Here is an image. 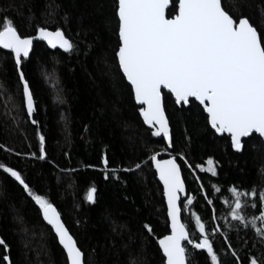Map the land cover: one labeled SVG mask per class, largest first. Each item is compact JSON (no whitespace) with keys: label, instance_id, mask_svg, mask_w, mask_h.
<instances>
[{"label":"trees","instance_id":"1","mask_svg":"<svg viewBox=\"0 0 264 264\" xmlns=\"http://www.w3.org/2000/svg\"><path fill=\"white\" fill-rule=\"evenodd\" d=\"M233 3L259 29L264 21V0ZM113 4L114 0H0V27L5 17L14 21L22 35L34 36L40 26L53 31L60 27L76 45L66 53L35 43L26 61L24 70L39 104L33 116L39 126L27 115L13 59L7 55L10 52L0 49V163L21 171L38 194H47L82 247L85 260L91 257V264H128L129 254L137 258V264H165L158 241L170 233V224L150 156L153 152L176 156L186 184L181 206L187 197H193V203L183 210L190 238H200L195 224L199 215L209 233L214 226L219 228L211 238L221 250L224 264H236L225 239L236 249L240 264H248L249 257L260 254L262 245L250 228L240 225L237 231L229 227L224 201L231 199L228 189L233 185H242L244 190L258 181V172L264 167L263 139L253 134L243 140L241 151H235L229 136L211 129L203 106L198 102L176 105L175 98L163 90L173 144L165 151L166 140L153 136L154 129L145 125L131 86L114 60L117 21ZM29 15L33 16L30 26ZM106 20L110 22L107 26ZM58 94L63 103L57 102ZM37 131L46 137L45 159L26 155L34 152L39 157ZM105 153L110 169L127 168L140 160L144 164L136 172L118 171L119 180L109 172L106 180L101 163ZM209 157L217 162L216 176L206 171ZM89 164L95 167H87ZM93 185L97 192L91 203L86 191ZM249 211L258 214L256 209ZM145 223L152 226V235L143 228ZM0 238L8 245L7 253L0 246V264H6L4 254L12 264H67L66 252L38 205L3 169ZM206 257L205 250H195L191 258L195 264H210Z\"/></svg>","mask_w":264,"mask_h":264},{"label":"snow or ice","instance_id":"2","mask_svg":"<svg viewBox=\"0 0 264 264\" xmlns=\"http://www.w3.org/2000/svg\"><path fill=\"white\" fill-rule=\"evenodd\" d=\"M113 8L117 21L113 33L117 39V47L113 50L114 60L118 70L130 83L135 101L142 105L139 112L144 123L154 129L151 134L166 139L165 151L173 144L162 89L174 95L176 105L189 106L198 101L207 113V123L214 133H227L231 138V147L237 151L244 148L242 138H251L254 133L264 138V21L260 22L258 29L257 23L240 12L233 0H114ZM261 15L264 16V9H261ZM27 19L30 26L33 16L29 15ZM105 23L107 26L110 22L106 20ZM35 32V37L22 35L14 21L5 17L0 27V49L10 50L7 55L13 59L27 115L33 125L39 126V121L32 118L39 104L24 70L34 39L47 41L53 49L59 46L66 53L74 51L76 45L60 27L51 31L47 26H40ZM9 99L12 97L9 96ZM56 100L58 103L64 102L60 94ZM84 129L87 131L88 125ZM37 135L39 157L34 152L26 155L45 159L46 137L39 131ZM158 155L153 152L150 161L163 184L170 220V233L158 241L166 258L165 264H195L191 258L195 250H205L206 261L210 260V264H224L222 252L214 246L211 238L219 228L214 226L209 233L206 224L197 215L195 224L200 238L198 241L190 238L181 215L193 203V197H187L181 206L180 194L185 191V184L177 157L170 155L168 159H158ZM184 162L187 163L186 160ZM101 163L106 180L110 178L109 172L112 173L111 178L119 180L120 177L116 175L118 171L136 172L142 168L144 161L140 160L127 168L110 169L109 157L105 153ZM206 163V171L216 176L217 162L209 157ZM87 167L95 166L89 164ZM197 167L203 170L202 165ZM0 169L10 174L38 205L43 219L51 225L66 252L67 264H91V257L85 260L82 247L70 234L47 194H38L16 168L0 163ZM242 187L233 185L228 189L231 199H225L224 203L228 205L227 217L231 220L227 217L225 220L230 228L237 231L240 225L253 230L262 248L259 255L248 258V264H264V167L258 172L257 182L244 190H241ZM213 188L220 191L215 185ZM96 192L94 185L87 189L88 202H95ZM205 199L209 205L213 204L207 195ZM249 209H256L258 214ZM232 221L237 224L233 225ZM143 228L149 235L153 234L150 224L145 223ZM224 243H227V251L236 259V264H240L236 249L227 239ZM0 246L7 253L8 245L3 238H0ZM188 246H191V250ZM124 247L127 248V245ZM2 259L6 264H12L9 255L4 254ZM128 264H137V258L129 254Z\"/></svg>","mask_w":264,"mask_h":264},{"label":"water","instance_id":"3","mask_svg":"<svg viewBox=\"0 0 264 264\" xmlns=\"http://www.w3.org/2000/svg\"><path fill=\"white\" fill-rule=\"evenodd\" d=\"M51 31H53V30H51ZM34 37H35V35H34ZM35 43H44V44H46L49 48H51V46H49L48 45V43H47V41H44V40H40V39H38V38H36V39H34V43H33V49H34V45H35ZM33 49H32V52H33ZM51 49H53V48H51ZM55 49H59V50H63V49H60L59 48V46H57V48H55ZM2 50H4V49H2ZM5 51H7V52H10V50H5ZM32 52L30 53V56H31V54H32ZM128 82V81H127ZM129 83V82H128ZM129 85H130V83H129ZM131 86V85H130ZM163 90L164 91H166L167 93H169L170 94V92L167 90V89H162V101H163V106H164V95H163ZM172 95V94H171ZM173 97H174V95H172ZM175 98V97H174ZM198 102V101H197ZM137 103V102H136ZM199 103V102H198ZM138 104V103H137ZM140 107L142 106V105H140V104H138ZM202 106V105H201ZM164 109H165V106H164ZM207 114V113H206ZM165 115H166V117H167V114H166V111H165ZM33 118V117H32ZM142 119H143V117H142ZM167 119H168V117H167ZM148 128H150V126L149 125H147V124H145ZM169 125H170V123H169ZM151 129V128H150ZM170 134H171V127H170ZM225 135H227V136H229L227 133H224ZM255 134V133H254ZM218 135H223V134H218ZM253 135V134H252ZM258 135V134H257ZM259 136V135H258ZM230 137V136H229ZM160 138H163L162 136L160 137ZM165 139V138H164ZM244 139H246V138H242V140H244ZM263 139V141H264V138H262ZM166 140V139H165ZM167 142V141H166ZM235 150V149H234ZM235 151H237V150H235ZM241 151V150H240ZM158 159H168L169 157H163L162 155H158V157H157ZM152 163V162H151ZM177 163H179L178 161H177ZM152 167H153V170L156 172V169H155V167L153 166V163H152ZM180 168H181V166H180ZM157 174V173H156ZM181 177H182V179H183V181H184V177H183V172H182V169H181ZM157 179L159 180V177H158V174H157ZM159 182L161 183V185H162V188H163V184H162V182L159 180ZM184 184H185V181H184ZM186 192V184H185V191L183 192V193H181L180 194V197H181V199H180V203L182 202V196H183V194ZM165 198V202H166V197H164ZM166 206H167V202H166ZM58 210V209H57ZM61 219H62V217H61ZM169 219V218H168ZM181 220H182V222H183V211H182V215H181ZM63 221V220H62ZM46 222V221H45ZM47 223V222H46ZM184 223V222H183ZM48 224V223H47ZM65 224V223H64ZM169 224H170V220H169ZM49 225V224H48ZM49 226H51V225H49ZM66 226V225H65ZM170 231H171V228H170ZM55 233V232H54ZM56 235V234H55ZM159 244V243H158ZM62 246V245H61ZM162 251V250H161ZM166 259V258H165Z\"/></svg>","mask_w":264,"mask_h":264}]
</instances>
